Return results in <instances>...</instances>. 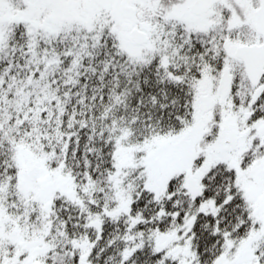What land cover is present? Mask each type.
<instances>
[{
	"label": "trees",
	"instance_id": "1",
	"mask_svg": "<svg viewBox=\"0 0 264 264\" xmlns=\"http://www.w3.org/2000/svg\"><path fill=\"white\" fill-rule=\"evenodd\" d=\"M93 2L94 13L81 10L94 15L90 25L32 31L15 20L0 41V208L13 230L9 264H214L243 241L253 249L248 264H264V232L251 237L264 211L255 218L236 171L200 145L172 144L191 129L202 75L221 66L226 30H185L166 45L164 62L154 49L139 57L109 26L124 0ZM254 88L239 61L229 95L239 89L250 98ZM257 104L264 110V95ZM21 147L42 170L25 191ZM192 178L195 194L184 183Z\"/></svg>",
	"mask_w": 264,
	"mask_h": 264
},
{
	"label": "rangeland",
	"instance_id": "2",
	"mask_svg": "<svg viewBox=\"0 0 264 264\" xmlns=\"http://www.w3.org/2000/svg\"><path fill=\"white\" fill-rule=\"evenodd\" d=\"M17 1L19 2V0H0V11L5 6L9 11L4 12L5 17H0V41L3 39L2 36L6 26L15 20L16 22L19 20L25 22L33 31L35 28L56 30L62 24L67 26L68 22H79L90 25L94 17L92 13L95 10L90 9V5H93L95 3L93 1L95 0H24L26 5L22 6V8H18ZM100 1L96 0V3ZM105 1L102 0V2ZM135 1H137V4L134 3ZM154 2L155 0H124L123 4L133 5L137 7V11L128 13V11L122 9L123 7L121 5L120 8L123 11L121 10L120 15L111 21L109 26L113 27L118 37L119 45L127 53L141 57L147 54L149 50H155V41L157 40L158 34L156 22L154 21L150 22L152 30L146 45H136L128 37V29L130 27L139 25L142 21L149 22L148 18L153 17L156 13L161 14L160 6L154 5ZM179 2L180 5H178L181 7L180 9L177 7L178 11L184 14L188 10L189 14H191L189 0H179ZM99 5L101 7L100 3ZM255 7L256 0H228L217 5L206 14L195 16L191 24H185L191 31L211 25L217 28V25L224 19L223 14L228 12L230 19L232 18L233 21L237 22L236 26L239 29L236 33L233 31V36L226 38L225 42H223L224 59L218 72L216 73L212 69H208L199 81L196 113L190 127L191 129L186 132H180L183 134L172 139V144L175 143L181 148L187 149H194L200 145L201 151L203 150L216 155L227 167L234 169L237 174L238 185L241 187L251 211L255 213V218L258 217L257 219H261L264 211V110L257 104V98L264 95V77L250 91V98L242 96L244 93L238 92V89L235 95H228L222 102H219L217 89L222 67L227 65L232 74L238 68L239 62L232 53L234 46L243 40H257L258 38L253 29L250 30V26L253 28ZM84 9H89L92 13L86 12V14H83L81 10ZM172 12V6L162 7V17L165 20L184 25L180 22L178 16L171 14ZM143 15L147 16L145 18L146 20L143 19ZM118 18H120L119 22L116 21ZM96 20V25H99L101 18L99 19L98 17ZM198 23H201V25H198ZM207 29L205 28L203 30ZM96 30L98 31V28ZM229 30L230 33L228 35L232 34L231 29H228V32ZM232 45H234L233 48L231 47ZM162 61L164 62L165 58ZM207 94L215 100V105L207 112L202 113L199 110L200 99ZM229 124H233L238 132V141L235 149H230L225 141L226 127ZM157 145L158 148L160 146L164 147V145L167 146L166 142L164 144L159 142ZM145 148L148 152L149 147ZM159 151H161V148ZM250 153H253L254 156L257 155V157L248 161ZM38 159V157L32 155L25 148L21 147L18 151V177L24 191L32 184V177L37 176L42 171ZM184 183H186L190 192L194 194L200 188L196 178L190 180L185 179ZM10 231H13L12 225H10L3 208H0V257L2 256L0 258V264H9L13 259V257L4 255L9 245L8 236ZM260 232H264V218L253 229L251 237L255 238ZM23 236L24 240L29 236L26 230H24ZM162 238L158 236L157 239L161 241ZM28 239L31 238L29 237ZM248 245V242L243 241L237 244L234 247L235 249L233 247L225 249L223 255L219 259L217 258L214 264L250 263L253 249ZM88 252L89 250H86V253ZM85 257L86 255L82 261H84Z\"/></svg>",
	"mask_w": 264,
	"mask_h": 264
},
{
	"label": "water",
	"instance_id": "3",
	"mask_svg": "<svg viewBox=\"0 0 264 264\" xmlns=\"http://www.w3.org/2000/svg\"><path fill=\"white\" fill-rule=\"evenodd\" d=\"M217 0H191V7L194 13L206 11ZM123 9L130 13L135 11L132 5L124 4ZM255 31L263 37L261 43L242 44L236 46L234 57L241 60L245 77L247 81L256 86L264 74V0H259L258 6L254 11ZM146 30L148 24L144 23L140 28L132 27L129 29L130 39L138 45H144L147 42ZM232 73L228 66H224L220 72L217 89L219 93V102H222L231 92ZM199 110L204 113L213 108L215 100L209 94L200 99ZM225 141L230 149H235L238 141V132L233 124L226 127Z\"/></svg>",
	"mask_w": 264,
	"mask_h": 264
},
{
	"label": "flooded vegetation",
	"instance_id": "4",
	"mask_svg": "<svg viewBox=\"0 0 264 264\" xmlns=\"http://www.w3.org/2000/svg\"><path fill=\"white\" fill-rule=\"evenodd\" d=\"M225 1H228V0H217L206 11L201 12V13H194L192 11V7H191V0H189V8H190V13L191 14H189V11L188 10H187L186 13L183 14L181 11H178V8H177V7H179V9H180V7H181V6H179L180 5L179 4L180 3L179 0H155L154 5L160 6L161 14L160 13L159 14L156 13V14L153 15V17L152 16L150 17L149 22L142 21V22L139 23V25H134L132 27H138V28H140L142 26V24L147 23L148 24V30H146L145 32H146V35H147V42H148L149 41V35L151 34V30H152V27L150 26V22L151 21L156 22V29H157L158 37H157V40L155 41V51L160 52L159 54L162 57V59L163 58L166 59V57L168 56L167 55L168 54V51H167V48H165V47L169 43V41L172 38L173 39L176 38V39L180 40L178 35L179 34L182 35L183 34L182 32H184L185 30H190L188 27L185 26V24H188V23L191 24V22L194 21L195 16L202 15V14H206L211 9H213L217 5H220V4L224 3ZM258 2H259V0H256V7L258 6ZM169 5L173 7V12L171 14L173 16H178L179 17L178 19L184 25H182V24H175V23H173L171 21L165 20V18L162 17V7L169 6ZM256 7H255V9H256ZM134 8H135V11H137V7H134ZM255 9H254V11H255ZM223 15H224V19L225 20L223 19V21L219 25H217V27H220L221 26V27H223L226 30V37H225V40H226V38L232 37L233 36V31L236 33V31H238L239 28L237 29V26H236L237 22L236 21H233L232 18L230 19V16H229L230 14L228 12H226V14H223ZM188 17H189V19H187ZM143 19H145V18H143ZM253 19H254L253 20V28L250 26V30L253 29V31L255 32V34L258 37L257 40L246 39V40H243L240 43L236 44L235 46L232 45L231 46L232 48L234 46V49H233V52H232L233 53V56H234V50H235L236 46L242 45V44L261 43L263 41V37L255 31V28H254L255 18H253ZM171 20H173V18H171ZM198 25H201V23H198ZM132 27H130V28H132ZM205 28H209V29L213 28V30H214V26L211 25V26L200 27L198 29H195L194 31H201V30H203ZM129 29H128V37H129ZM228 29H231L232 34L228 35L230 33V30L228 32ZM225 40H224V42H225ZM147 42L144 45H146ZM136 45H138V44H136ZM139 46H143V45H139ZM235 59L238 62L241 61L240 59H238L236 57H235ZM225 66H227V65H225Z\"/></svg>",
	"mask_w": 264,
	"mask_h": 264
}]
</instances>
